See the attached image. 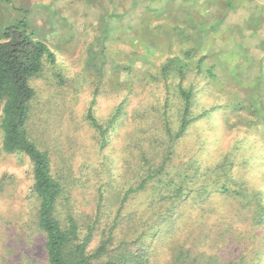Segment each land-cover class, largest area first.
Listing matches in <instances>:
<instances>
[{"label": "trees", "instance_id": "trees-1", "mask_svg": "<svg viewBox=\"0 0 264 264\" xmlns=\"http://www.w3.org/2000/svg\"><path fill=\"white\" fill-rule=\"evenodd\" d=\"M109 1L105 29L101 26L98 35L100 51L90 52L86 63L96 64L99 78L85 112L78 99L58 90L42 99L33 85L58 61L33 18L16 19L0 30V153L26 164L30 176L21 188L15 169L0 173V253L33 251L42 241L43 264H264V170H251L253 186L230 174L236 166L231 157L246 152L240 145L206 164L207 150L221 149V127L212 128V146L198 134L191 151H182L194 127L227 109L208 99L215 81L220 83L214 64L205 66L206 54L193 59L202 45L214 43L229 14H221L218 23L216 13L207 25L216 6L212 1ZM235 7L227 2V9ZM250 21V34H259L263 20ZM148 46L156 52L149 53ZM56 76L60 86L67 82L59 72ZM103 85L110 86L112 100L105 120L94 110ZM254 87L251 100L218 87L231 109L225 113L228 123L233 118L236 125L233 116L247 110L245 133L237 139L252 150L261 149L257 133L264 138V78ZM73 148L74 167L69 155L64 172L58 156ZM73 183L74 214L68 188ZM88 189L98 206L85 222L76 209L82 201L78 191ZM109 194L119 206L104 222V195ZM7 198L23 208L20 214L6 215ZM228 203L238 205L236 220L225 212ZM210 209L217 215L216 231L203 227L188 233L186 223L194 214L207 221L213 218ZM212 235L219 241L230 236L237 259L222 262L214 246L208 247ZM27 259L26 264H39Z\"/></svg>", "mask_w": 264, "mask_h": 264}, {"label": "rangeland", "instance_id": "rangeland-1", "mask_svg": "<svg viewBox=\"0 0 264 264\" xmlns=\"http://www.w3.org/2000/svg\"><path fill=\"white\" fill-rule=\"evenodd\" d=\"M255 1H257L254 2L255 5L249 3L245 4V6L248 5L253 8V12L251 15L247 16V19H245V14H247L246 10L243 7H240L244 0L241 2L239 0H232L234 5L239 7L238 11H234L232 8L230 10L227 9V0L215 2L214 4L216 6L211 8L209 14L210 19L208 20L209 22L207 25L213 22V19L211 18L216 13L218 14L215 22L218 23L221 14L227 13L231 15L226 20L227 25H221L222 31L217 32L216 35H214V37H216L214 43L212 45H202L197 49L193 59L197 60L199 55L206 54L207 59L205 61V66L214 64L213 68L220 83L215 81V90L210 92L211 94H209L210 97L208 99L218 105L221 104L226 106L227 109H229V107L227 106V101H225L226 97L220 94L221 92L219 91V88L223 89L225 86L226 90L234 89L236 92V98L241 97L242 99L251 100V96L254 97L253 94L256 89L254 87L255 82H259L260 78H264V46L260 41V39L264 40V27L261 31L258 30V32H260L259 34H257L255 30H253L251 34L249 31H242V33L238 31V29L242 28H251L250 19H253L254 16H259L260 20H263L264 25V0ZM110 8L111 5L109 0H0V30L13 23L16 19L24 17L28 19L33 18L36 21V24L43 30L42 38H44L57 53V64L55 66H48V70L33 80V85L36 87L42 99L47 98L44 96V93H51L58 90L65 98L78 99L81 109H83L82 112H85L88 109L89 102L94 96L95 87L97 85L96 79L99 78V72L96 74L94 69V65L96 64L89 66L86 65V63L89 60V55H91V53L100 51L99 42L102 37H98V35L100 34L101 26L103 27V30L105 29V22H107ZM119 9H121V6H119ZM102 15H105V20ZM253 26L254 24H252V27ZM243 33L245 37L241 38L240 35ZM151 42L154 46L159 45L154 39H152ZM147 50L149 53L156 52L155 48L149 46ZM228 54L231 55L228 56ZM99 56L100 54L98 57ZM50 67H53V69ZM104 71L107 74L111 71L108 64L104 66ZM57 72H59L67 81L62 86L58 83L60 82V78L56 76ZM206 75H208V73ZM140 78L141 77L139 76V79ZM81 80H85V84L80 85L82 83ZM236 80L239 82H236ZM102 87V93L97 96L94 110L97 115L105 120L110 112L112 100L109 98V92L107 90L110 86L103 85ZM49 90H51V92ZM215 95H217V97ZM141 96H143V93H141ZM233 99L235 98L233 97ZM221 109L222 108H220L216 115H213L210 119L203 120L199 126L193 128L189 135L191 140L186 142L182 151H191L192 147L189 148V146L195 142L194 139L198 134L204 136L203 141L206 142L208 146H212L215 141V135L212 128H218L219 130L222 128L223 140L220 145L221 149H216L215 151L213 149H205L207 150L206 164H212L214 161H217L222 154L232 152L234 148H237L239 147L238 145H240L243 150H246V152L242 154L240 151H236L237 155L231 157L236 166L232 168L234 171L232 170V173L230 172V174H234L236 176L235 179H238L239 182L245 181L247 185L253 186L255 180L252 178L251 170L254 168H258V171L261 168L264 170V161H261V158H264V138H262L260 132L257 133L258 137H256V140L260 144L262 151L258 147L254 150H252V148L248 149L249 145L245 142V145L240 144V140H238L237 137H241L245 133V124L247 123V120L245 121L244 117L247 115V110L241 111L239 114L233 116L234 122L237 123L235 125L233 123V118H231L229 123L225 120L227 109L223 112H221ZM229 110L231 111V109ZM251 117L255 118L252 114ZM254 131L255 130L252 128V132ZM62 151V155L58 156L60 158L58 163L61 164L62 170L65 172L66 169L63 166L66 161L65 157L69 155L73 156L74 148L65 152L64 150ZM8 166L15 169L19 174V179L22 181L21 188H26L30 181L29 167L26 164L17 162L16 159L11 156L7 155L5 157L0 153V173ZM72 166L74 167V156ZM225 172L227 173V171ZM68 188L71 195V205L74 214V195L77 194V191H74V183L71 188L69 186ZM93 194L94 191L92 189H88L86 193L83 190L78 191V195L82 201L79 203L80 205L78 209H76L78 210L76 212H79V218L83 219L85 222H87L86 214L90 212L93 213V210L98 206V202L95 200V197H93ZM110 195L113 194L104 195V197L106 198ZM217 198L218 196L214 197L215 201ZM18 203L19 199L16 204ZM4 206L6 215L20 214V210L23 209L15 204L11 205L8 198L4 200ZM118 206L119 204L115 202V199L109 200L107 197L103 206V209L105 210H103L105 215L103 218L104 222L107 221V219L114 218ZM237 206L234 203H228L225 208L226 214L230 213V217L233 220L237 219ZM210 211L213 218L211 219L209 216L208 218L210 219L207 221H202V218L198 216L199 212L195 213V219L186 223L189 224L187 227L188 233L194 235L195 230L203 227L211 228V230L216 231L215 226H213V221L217 218V215L214 214L213 209H210ZM191 240H193V238H191ZM21 241L25 242V236L21 238ZM207 243L208 247L212 245L214 246L221 257L222 262H227L232 258L237 259L238 257V253L236 255V245L232 243V238L230 236L225 241H219L218 238H215L212 235ZM32 247L33 251L26 249L18 251L15 254L0 253V262H6L7 264H22L25 263V261L28 260L27 257H29V260H35L38 261L39 264H43L44 249L42 241H37Z\"/></svg>", "mask_w": 264, "mask_h": 264}, {"label": "crops", "instance_id": "crops-1", "mask_svg": "<svg viewBox=\"0 0 264 264\" xmlns=\"http://www.w3.org/2000/svg\"><path fill=\"white\" fill-rule=\"evenodd\" d=\"M208 1H212V3L214 4L215 2H222V0H205V3H207ZM229 0H227V2H228ZM240 2L241 1H243V0H239ZM254 2H257V1H255V0H247V3H249V4H252V5H255V3ZM244 4V5H243ZM240 7H243L245 10H246V13L247 14H245L246 15V17H245V19H247V16L248 15H251V13L253 12V8L251 7H249L248 5L247 6H245V3L243 2L242 3V5L240 6ZM238 9H239V7L238 6H236L235 8H233V10L234 11H238ZM230 10V9H229ZM230 15L231 14H229L228 15V18L230 17ZM227 18V19H228ZM245 19H244V21H245ZM243 21V20H242ZM238 31H240V33H242V31L244 32V31H249L248 30V28H242V29H238Z\"/></svg>", "mask_w": 264, "mask_h": 264}]
</instances>
